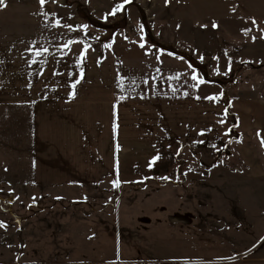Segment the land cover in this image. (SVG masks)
<instances>
[{
	"label": "rangeland",
	"instance_id": "1",
	"mask_svg": "<svg viewBox=\"0 0 264 264\" xmlns=\"http://www.w3.org/2000/svg\"><path fill=\"white\" fill-rule=\"evenodd\" d=\"M22 1L36 0H3L0 11ZM215 1L46 0L42 11L75 32L79 47L99 58L114 50L126 55V66H135L131 60L147 48L158 49L193 65L196 80L207 82L210 96L215 90L240 95L253 87L264 99V62L249 60L242 66L228 56L220 70L211 51L203 55L199 50V24L205 21L201 27L209 36L215 30L214 8L204 3L213 6ZM221 1L234 3L240 20L247 22L242 29L250 26L251 34L259 30L264 36V0ZM31 8L26 7L28 15ZM20 11L9 8L8 16ZM203 13L208 17H199ZM255 59L264 61V47ZM100 65L94 60L96 77ZM128 71L134 78V69ZM2 109L0 264H264V204L258 193H238L216 173L227 160L221 156L232 150L224 146L226 139L178 138L171 148L163 140L157 152L147 143L144 155L122 154L121 182L48 186L35 181L29 112L19 108L7 115ZM231 120L232 136L240 131ZM246 193L248 199L236 198ZM7 230L10 236L4 238Z\"/></svg>",
	"mask_w": 264,
	"mask_h": 264
},
{
	"label": "crops",
	"instance_id": "2",
	"mask_svg": "<svg viewBox=\"0 0 264 264\" xmlns=\"http://www.w3.org/2000/svg\"><path fill=\"white\" fill-rule=\"evenodd\" d=\"M9 5L0 11V108L7 115L19 108L29 112L37 183L121 182L122 154L126 151L144 155L147 143L157 152L163 140L165 148L168 141L171 148L178 138H220L226 139L224 146L232 150L221 156L227 160L216 173L229 179L238 193H258L264 204V187L258 188L264 185L263 92L256 94L251 87L240 95L223 96L215 90L210 96L207 82L196 80L193 65L158 49L147 48L144 55L131 60L135 66H126V55L114 50L99 58L79 47L75 32L45 16V3L36 0ZM204 5L214 8L215 30L209 36L208 29L201 27L205 21L199 24L203 55L211 51L220 70L228 56L242 66L249 60L264 62L255 59L262 56L264 36L259 30L251 34L250 26L242 29L247 22L240 20L234 3L217 0L213 6ZM29 6L33 12L28 15ZM9 8L21 11L8 16ZM199 17L207 18L208 14ZM94 60L101 63L97 77L91 72ZM130 68L134 78H130ZM138 71L146 75H138ZM225 95L229 103L223 101ZM231 118L240 131L232 136ZM234 167L243 170L236 172ZM250 196L238 194L236 198Z\"/></svg>",
	"mask_w": 264,
	"mask_h": 264
},
{
	"label": "built area",
	"instance_id": "3",
	"mask_svg": "<svg viewBox=\"0 0 264 264\" xmlns=\"http://www.w3.org/2000/svg\"><path fill=\"white\" fill-rule=\"evenodd\" d=\"M77 9H78V7L76 6L75 8H74V13H73V17H70V21H71V26H75V18H77L76 16L78 15V11H77ZM10 236V232L7 230L6 232H5V237L4 238H7V237H9ZM13 243H15L14 241H13ZM10 244H12V243H10Z\"/></svg>",
	"mask_w": 264,
	"mask_h": 264
},
{
	"label": "snow or ice",
	"instance_id": "4",
	"mask_svg": "<svg viewBox=\"0 0 264 264\" xmlns=\"http://www.w3.org/2000/svg\"><path fill=\"white\" fill-rule=\"evenodd\" d=\"M46 2V0H40V3L43 5ZM130 2V0H128ZM0 3H3V0H0ZM122 7V6H121Z\"/></svg>",
	"mask_w": 264,
	"mask_h": 264
}]
</instances>
